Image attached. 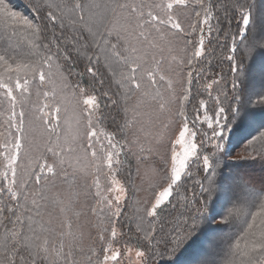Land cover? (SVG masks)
I'll return each mask as SVG.
<instances>
[{
    "label": "snow or ice",
    "instance_id": "snow-or-ice-1",
    "mask_svg": "<svg viewBox=\"0 0 264 264\" xmlns=\"http://www.w3.org/2000/svg\"><path fill=\"white\" fill-rule=\"evenodd\" d=\"M189 3L190 0H31L34 11L43 10L46 13L42 24H34L14 11L8 0H0V26L9 44L8 49L0 50V66L7 70L6 79L0 75V99L7 104L5 111L0 112V167L4 169L0 171V264H121L123 254L127 256L126 264H156L163 251L174 252L190 237L197 221L208 210L207 199L201 204L195 193L189 199L187 190L184 195L176 191L190 160L199 162L200 152L204 149V140L198 144V131L192 130L195 121L190 128L183 108V102L189 100L193 71L187 73L188 87L184 89L178 111L184 122L178 138L173 142L170 169L168 159L162 157L161 167L153 168L152 175L144 179L143 182L147 184L144 191L148 196L132 202L129 219L135 221V232L131 235L118 232L113 219L121 215L120 202L127 189L115 178L112 179L113 185L119 184L115 189L118 194L114 197V204L113 199L102 192L99 181L102 167L106 164L109 172L105 175H110L113 156L119 154L115 151L105 152L102 143L97 148L99 137L94 125V115L100 107L96 92L103 89L106 82H109V88L101 92V96L109 99L112 105H118L123 99V111L127 117L128 101L135 92L165 80V75L161 74L164 72L161 65L166 59L164 52L167 50L171 55L177 51L176 45L180 43L185 46L180 51L186 52L187 46L193 44V41L185 39V30L180 22L179 10L188 8ZM234 7L240 14L239 30L237 33H225L224 40L218 43L231 53L224 55L221 63L223 59L228 61L233 79L228 81L221 69L218 75L212 74L210 82L202 85L215 102L214 117L209 116L205 100L199 101L200 108L204 110V121L212 133L211 137L206 132L200 135L211 142L214 149L210 155L202 156L205 175L197 181L200 195L205 197L216 187L225 135L233 120L240 116L244 103L239 88L241 77L238 75L240 66L236 63L237 54L243 51L245 56L250 57L257 48L264 49V34L250 27L251 12L241 6ZM194 8L201 11H195L197 23L190 26L191 33L188 35L194 34L201 24L211 34V21L217 6L213 0H195ZM204 31L205 27H200L198 46L192 58L187 59L189 66L193 59L205 54ZM215 31L219 40L220 29L217 27ZM13 40L16 45H13ZM21 40L28 49L26 62L12 54ZM214 54L215 49L208 53ZM157 55L160 56L159 60ZM184 60L185 57H172V62L177 66H182ZM81 62L86 65L89 75L87 85L83 87L80 80L73 82L72 79L84 76L78 70ZM206 71L200 69L195 73V78L203 77ZM145 80L149 82L147 86ZM37 81L40 87L51 88V94L49 91L42 93L45 100H56L58 92L64 94L60 100H56L55 106L45 103L43 106L25 107ZM113 86L120 90L113 94L120 99L110 95ZM213 91L216 92L215 96H212ZM153 93L143 94L150 96L160 110L165 109L162 94L155 89ZM174 100L175 97H171L167 103ZM255 103L264 104V95L258 96ZM81 104L83 108H80ZM69 109L71 117L61 124V112L67 113ZM132 112V118L124 120V129L133 130V135H137L145 131L143 126L137 129L143 114L139 105L134 106ZM73 120L74 127L71 123ZM196 120H199V115ZM187 136L191 139H187ZM105 137L114 150V134L105 133ZM135 143H139L138 137ZM257 143L261 145L259 150L254 147ZM176 146H179V151ZM249 146L257 157L264 158V132L249 141ZM233 158L241 157L237 153ZM68 169L72 170L71 178ZM90 174L95 178L88 184ZM80 176L84 177V183L79 185L80 191H74ZM61 179L67 184V191L53 193L51 189ZM92 187L96 189L97 204L106 203L111 212L107 218L111 231L108 234V228L97 225L100 228L99 247L89 245L86 249L83 246L77 248L75 239L68 240L73 235L70 217L67 231L63 222L57 231L50 225L45 227L41 218L50 207L58 209L60 214L70 212L76 202L74 197L83 195L87 199ZM133 189L134 192L141 190L134 183ZM113 190L109 188L107 191ZM174 195L180 197L177 204L186 209L179 217L164 214L169 205L176 208L172 204ZM91 211L95 213L97 209L92 208ZM239 215L244 216V226L235 243L230 245L232 258L226 264H264V203L260 204L256 213H246L236 208L222 220L231 223L232 218ZM125 236L129 241L134 239L135 244L126 242L122 249L115 248L118 238Z\"/></svg>",
    "mask_w": 264,
    "mask_h": 264
},
{
    "label": "trees",
    "instance_id": "trees-1",
    "mask_svg": "<svg viewBox=\"0 0 264 264\" xmlns=\"http://www.w3.org/2000/svg\"><path fill=\"white\" fill-rule=\"evenodd\" d=\"M8 3L14 11L21 13L22 16L27 17L32 20L34 24H42L44 22V12H36L31 7V0H8ZM213 3L217 6V12H214V18L211 21L212 23V33L209 34L206 26L200 25L197 27L194 34L188 35L191 33V25L197 23V18L195 16V11H201L199 8H194L195 0H190L189 7L185 9H180L181 12L180 21L185 30V39L193 41V44L187 46L186 52L175 51L171 55L164 54L166 58L172 60V56H176L178 59L180 57H185L184 64L180 66V69L186 75V80L183 82V86L186 88L187 85V73L188 71H193L194 78L193 83L189 91V100L186 101L183 105L184 111L189 122V127H192L193 122L195 121V128L193 130L198 131V136L196 138L197 143L199 144L200 140H204V149L200 152L199 162L194 159L190 160L189 167L182 174V181L179 182L180 186L176 191H179L180 195L185 194V190L189 199L192 198L193 193L196 194V197L200 200V203L203 204L207 199V212L202 214L201 220L197 221L195 229L191 231V235L188 239L184 241L174 252L172 251H163L161 255L157 258L156 264H193L198 255V251L202 249L200 247L197 237L200 234L202 226H210L208 224L209 210L213 207L216 208L217 199L222 186L226 189L230 186L229 181L231 182V187L233 188L228 195L227 199L218 218H223L227 216L233 209L239 208L245 210L246 213H254L259 211L261 203H264V161H255L248 160L247 169L248 171L243 172L241 169L243 165L240 162H231L225 160V149L220 157V168L218 170V176L216 181V187L208 194V197L200 195V187L197 185V181L201 180L205 173L202 171V156L204 154H211L212 143L200 135L202 132H206L208 137H211V130L207 127V122L204 121L203 112L204 110L200 108L199 101L204 99L207 106V111L210 117H214V104L215 102L211 100L208 96V93L203 90L202 85L210 82V77L213 73L219 74L221 69L226 76L228 81L233 79L232 74L229 72L230 65L226 59L222 57L224 55L231 54L228 52L227 48H224L223 45L218 46V43L224 40L225 33H237L240 27V14L236 6H241L245 10L250 11L252 15V24L250 27L259 34H264V23L259 24V19L264 17V0H213ZM223 5V7H220ZM217 17L219 24H217ZM200 19H203V12H201ZM51 27V25H49ZM200 27H205V54L201 58L193 59L191 66L187 64V59L192 58L195 51V47L198 46V39L200 35ZM220 29L219 40L217 39L216 28ZM59 31V29H57ZM50 35V33H49ZM209 39L211 42L209 43ZM237 39L239 37L237 36ZM13 45H16V41L13 40ZM185 46L183 43L179 44V48L183 49ZM228 47H231V40L228 41ZM9 44L4 34L3 27L0 26V50L8 49ZM215 49L214 55H208V53ZM28 56L27 46L20 41V45L16 51L12 52ZM167 55V56H166ZM19 57V56H18ZM157 60L160 59V56L156 57ZM236 63L240 66V73L238 75L241 77L240 81V94L244 101L240 116L233 120L228 131L225 135V145L233 147H228L229 151L234 150L238 151L239 145H243V154L255 155L252 152V147L249 146V141L253 140L260 136V133L264 132V104H257L255 100L258 96L264 95V49L257 48L252 56H245L243 51L240 54H237ZM162 65H166L163 63ZM176 65V64H175ZM200 69H207L204 73V76L196 79L195 73ZM78 70L84 73L82 78L74 77L73 82L80 80L81 86H86L89 80V75L86 71V65L80 63ZM0 75H3L4 78H7V70L0 66ZM15 76H13V80ZM253 80V81H252ZM252 81V82H251ZM161 82V81H160ZM159 84V82H158ZM109 82H106L105 87L96 92L100 107L96 110L94 115V125L97 131L99 142H103L108 150L115 151L119 155L113 156V166L112 172L110 175H107L106 180L102 177L101 190L105 191L106 187L110 184V180L113 178L120 181V183L127 189V194L124 199L120 202L121 204V215L119 217H113L116 222V227L118 232L131 235L135 232V221L130 220L129 217L132 215V202L134 196L133 189V180H134V166H135V154H133L123 142L125 137L124 130V120L126 119L124 114L125 102L123 99H120L119 96L113 95L114 93L120 91L114 86L110 92V95H113V98L120 99L118 105H112L111 101L103 96L101 92L108 90ZM184 88V89H185ZM231 88V84H229ZM231 94V93H230ZM216 92H212V96H215ZM2 97V94H0ZM31 97V96H30ZM44 98V97H43ZM45 100V98H44ZM131 101V98H129ZM45 104V101H43ZM42 104V103H41ZM33 105L32 100H29V103H25L26 108H30ZM7 107L6 101L0 99V112H4ZM19 110V108L17 109ZM86 115V114H85ZM197 115H199V120L197 121ZM86 123V121H85ZM123 129V130H122ZM105 133L114 134L113 144H115V149L113 150L108 145V140L105 137ZM174 138V137H173ZM173 141V139H172ZM236 145V146H234ZM169 147V144H168ZM227 147V146H226ZM254 147L259 150L261 145L259 143L255 144ZM259 147V148H257ZM172 148V145H171ZM166 158V154H162L160 157H155L153 161L158 167H161V158ZM256 157V156H255ZM224 160V163L221 162ZM118 161V162H117ZM240 167V168H239ZM2 171V168H0ZM109 169L107 168L106 174H108ZM189 173L191 175L189 176ZM226 182L223 184L222 182ZM108 181V182H107ZM237 183V184H236ZM96 191V189H93ZM180 199L179 196H173L172 204L176 205V208L173 209L171 205L165 208L164 214L166 216H177L181 212H185L186 209L177 204V201ZM97 201V198H96ZM182 203V202H181ZM97 212L103 211V208H99ZM191 207V205H190ZM107 209H109L107 207ZM110 211V210H106ZM111 212L109 213V216ZM108 218V217H106ZM244 216H234L231 223L222 222L211 226L210 229L217 232L216 237L219 240H214L213 244H220L222 248L216 254V260L211 261L207 264H223L225 260L232 256V250L230 245L234 244L236 237L239 235L241 228L244 226ZM108 234L111 231V225L107 223ZM134 245L135 240H127V236L124 238H118L117 242L114 244V247L123 248L125 243ZM99 245L97 246V248ZM202 257L201 255L199 258ZM200 264H203L200 262Z\"/></svg>",
    "mask_w": 264,
    "mask_h": 264
},
{
    "label": "rangeland",
    "instance_id": "rangeland-1",
    "mask_svg": "<svg viewBox=\"0 0 264 264\" xmlns=\"http://www.w3.org/2000/svg\"><path fill=\"white\" fill-rule=\"evenodd\" d=\"M181 22V21H180ZM264 23V17L259 19V24L262 25ZM182 24V23H181ZM184 24L182 25V27ZM177 52L180 51L179 44L176 45ZM174 53V52H173ZM164 54H168V51L166 50ZM13 55H17L18 60H22L26 62V59L28 56L22 55V58H20L21 54L13 53ZM19 56V57H18ZM159 55H157L158 57ZM167 56V55H166ZM173 57V56H172ZM166 65H161V67L164 69V72L161 74L165 75V80L157 83L156 85L147 86L149 82L147 80L144 81V84L147 86L142 89V91L135 92L130 98L131 101H128V108L129 113L126 119H131L133 116L132 109L134 106L139 105L140 112L143 114L140 117V121L137 124V129H139L141 126L145 128V131L142 133H137V135H133V130L124 129L125 130V137L123 139L124 145L133 153L135 154V166H134V180L133 183L140 191H135L133 196L134 200H144L148 193L144 191V189L147 188V184L144 183V179L148 176L152 175V169L153 168H159L158 165L155 164L153 159L156 157H160L162 154H166L167 159L169 161L168 167L170 169V156H171V145L173 147V142L175 139L179 136V131L183 127V118L178 115V111L181 107V101L182 97L184 95V80H186V75L180 69V66H177L176 63H173L170 58H166L165 62ZM176 64V65H175ZM147 67V66H146ZM29 78H31V74H29ZM158 79V77H157ZM253 81V80H252ZM251 81V82H252ZM59 88V85L57 84V89ZM159 91L162 96L164 97V102L166 104L165 109L160 110L158 108L157 103H153L151 101L150 96H145L144 92L153 93V90ZM44 91H49L51 94V88L50 87H40L38 81L36 84L33 85L31 89V97H28L26 100L27 103H29V100H32L33 106L39 105L43 106L45 103H49L55 106L56 100H60L63 97V93L57 94L56 100H44L42 93ZM38 93H40L38 95ZM154 94V93H153ZM175 97L174 102L167 103V101L171 98ZM65 103H70V101H64ZM26 103V102H25ZM42 103V104H41ZM185 102H183L184 105ZM80 108H83V105H80ZM53 115L55 113L53 112ZM71 109L67 113L64 111L61 112V124L65 122V120H68L71 117ZM73 124V127L75 126V121H71ZM124 126V123H123ZM192 128V127H190ZM193 130V129H192ZM137 137L139 138V143H135ZM174 137V138H173ZM187 139H191L190 136L186 137ZM173 139V141H172ZM126 140L132 141V143H127ZM103 144L105 146V152L111 151L108 150L109 148L106 147V145L103 142H99L97 144V148L100 147V144ZM169 144V147H168ZM243 145H239L238 151L231 150L229 151L230 144L225 145V160L231 161V162H240L243 167L241 168L243 172H246L249 170L247 169L248 160H255V161H264V158L257 157L256 155H249V154H243ZM227 146V147H226ZM236 146V145H234ZM229 147V148H228ZM177 150L179 151V146H176ZM259 148V147H257ZM143 149V151H142ZM151 149V151H149ZM240 154V159H234L236 154ZM256 156V157H255ZM222 163H224V160H221ZM2 171L4 170L3 167ZM106 164L102 167L101 174L99 176L100 184L102 183V177L106 180V170H107ZM240 168V167H239ZM93 172L95 171V165L92 166ZM71 169H68V172L70 174L71 178ZM95 177L93 175H89L87 177V183L91 184L92 180ZM117 180V179H116ZM112 180H110L109 187L107 186L105 191L103 192L105 195L109 197V199H113V203L115 204L114 197L118 194V192L115 191L116 188L119 187V184L113 185L111 183ZM119 181V180H117ZM108 182V181H107ZM227 180L225 182H222L223 184H226ZM77 187L74 188V191H80L79 185L84 183V177L80 176L77 181ZM120 183V181H119ZM121 184V183H120ZM237 184V183H236ZM229 187L226 189L224 186L220 187V193L219 197L217 199L216 208H211L209 210V217H208V226H202L200 234L197 237V240L199 244L201 245L202 249L198 251V255L195 259V262L193 264H200L202 262L203 264L211 263V261L216 260V254L219 252V250L222 248L220 244H213L214 240H219L216 237L217 232L210 229V227L215 226L216 224H220L222 222V218H218L219 213L221 211V207L223 206L225 199H227L228 195L230 194L231 190L233 189L231 187V182L229 181ZM109 188H113L114 190L112 192H108L107 190ZM93 189L95 187L91 188V194L88 196L87 199L83 195H80L79 197H74L75 204L72 207L71 211L66 214H60L58 209H52L51 207L42 215V223L45 227H48L49 225L59 231L61 227V223L63 222L65 226V231H67V224L69 222L68 218H71V224H72V233L73 235L68 237V240L75 239L77 241V248L80 246H83L85 249L91 245L93 247H97L98 244V234L100 231V228L97 227V225H101L102 227L107 225V218L109 217L110 211L107 209V204H97L95 192ZM53 193L56 192H66L67 191V184L64 183V181L58 180L57 184L54 188L51 189ZM124 199V198H123ZM122 199V200H123ZM103 208V211L101 212H95L93 213L91 211L92 208ZM79 213L77 216L76 214ZM256 213V212H254ZM104 222L103 224L101 222ZM110 234V233H109ZM67 243V240H66ZM235 243V241H234ZM243 243V241H242ZM117 248V247H115ZM67 250V249H65ZM202 256L199 258V256ZM102 256V254H101ZM79 258V257H78ZM229 257L227 260L231 259ZM127 256L126 254H123L120 257L121 264H126ZM135 259V257H133ZM227 260L224 261L223 264H226Z\"/></svg>",
    "mask_w": 264,
    "mask_h": 264
}]
</instances>
